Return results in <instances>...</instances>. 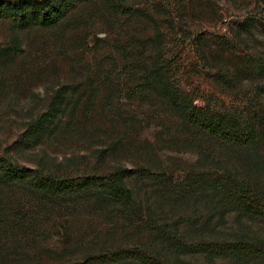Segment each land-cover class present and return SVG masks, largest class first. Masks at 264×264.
Wrapping results in <instances>:
<instances>
[{
    "label": "rangeland",
    "instance_id": "obj_1",
    "mask_svg": "<svg viewBox=\"0 0 264 264\" xmlns=\"http://www.w3.org/2000/svg\"><path fill=\"white\" fill-rule=\"evenodd\" d=\"M125 3L159 22L174 78L197 105L260 120L259 152L197 140L157 94L137 92L157 51L152 25L115 12L107 0H81L54 27L0 18V159L62 180L117 169H148L162 179L233 172L264 189V28L239 30L247 19L264 25V0ZM58 94L64 105L52 117ZM39 120L44 126L31 130ZM164 182H128L139 219L82 194L50 201L24 183L0 185V264H74L135 246L171 264H264L166 250L149 225L175 227L195 243L264 241V222L225 217L211 192L171 193Z\"/></svg>",
    "mask_w": 264,
    "mask_h": 264
},
{
    "label": "trees",
    "instance_id": "obj_2",
    "mask_svg": "<svg viewBox=\"0 0 264 264\" xmlns=\"http://www.w3.org/2000/svg\"><path fill=\"white\" fill-rule=\"evenodd\" d=\"M79 1L81 0H0V18H12L22 28L54 27L65 19ZM122 1L124 4L116 0H107L115 12L137 14L148 21L154 30L152 43L155 44L157 51L153 62L149 66H144L145 82L139 86L137 92L151 91L157 94L178 118L184 131L191 133L197 140L206 136L222 147H236L259 152L260 120L256 116L237 111H218L211 107L197 105L182 88L181 83L174 78L175 68L167 57L164 46L165 34L161 31L159 22L149 9H135L126 5V0ZM155 11H159L157 7ZM255 28H264V25L257 19H247L239 25V30L244 33H250ZM63 98V95L58 94L53 99L49 116H56L64 105ZM41 122L37 121L31 126V130L39 131L44 126ZM198 174L194 173L187 177L172 174V177L162 179L148 169H117L104 176L62 180L50 175L44 176L42 172L0 159V185L11 186L16 182L24 183L32 193H39L43 199L50 201L60 197V194H82L83 197H91L97 204L107 208L121 207L129 211L131 217L139 219L142 210L137 209L136 206L139 204L128 182L135 178L158 179L165 181L162 185L171 193L194 195L211 192L212 196L218 199L217 207L221 208L222 215L225 217L227 214L237 213L245 219L264 222V189L251 185L233 172H226L227 176L220 172L214 175ZM148 230L156 233L160 244L166 250L180 255H204L211 260L255 261L264 258V241L259 239L190 243L178 233L179 230L175 227L172 229L167 225L159 227L152 224L148 226ZM74 264H171V262L162 256L161 252L135 246L93 255L84 262Z\"/></svg>",
    "mask_w": 264,
    "mask_h": 264
}]
</instances>
